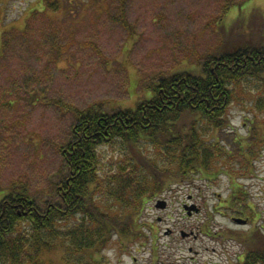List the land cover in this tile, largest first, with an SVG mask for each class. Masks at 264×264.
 Listing matches in <instances>:
<instances>
[{
  "label": "rangeland",
  "instance_id": "rangeland-1",
  "mask_svg": "<svg viewBox=\"0 0 264 264\" xmlns=\"http://www.w3.org/2000/svg\"><path fill=\"white\" fill-rule=\"evenodd\" d=\"M69 5L56 12L47 11L44 0H0V201L16 181H26L40 204L59 200L57 183L68 168L60 147L76 121L65 103L84 109L102 102L106 111L134 108L153 94L148 85L161 75L197 69L223 44L264 35V0H75ZM261 83L253 79L238 88L224 129L217 132L201 122L204 139L219 140L232 154L220 160L223 171L214 180L198 174L167 193L148 196L137 220L141 236L114 235L93 252L100 264H237L244 257L246 239L254 237L251 229L264 232V133L249 174L238 154L241 139L245 143L250 134V119L259 120L264 132V110L256 105ZM142 145L157 155L151 144ZM100 150L105 169L115 168L127 152L120 144ZM234 180L252 205L246 215L225 206ZM159 200L167 201L165 208L157 206ZM187 205L199 211L189 215ZM253 214L257 219L248 224L233 220ZM191 230L196 236L182 235ZM65 251H47L43 259L69 264Z\"/></svg>",
  "mask_w": 264,
  "mask_h": 264
},
{
  "label": "trees",
  "instance_id": "trees-1",
  "mask_svg": "<svg viewBox=\"0 0 264 264\" xmlns=\"http://www.w3.org/2000/svg\"><path fill=\"white\" fill-rule=\"evenodd\" d=\"M74 1L44 0V7L63 12ZM250 40L223 44L197 69L161 75L148 85L153 94L134 108L106 111L102 102L84 109L65 103L76 121L70 139L60 147L68 168L57 183L59 200L40 204L26 181L11 183L0 201V264H48L43 253L60 249L66 250L69 264H100L93 252L114 235L141 236L137 220L148 196L167 193L198 174L214 180L223 171L220 160L232 154L219 140L204 139L201 122L217 132L224 129L238 88L253 79L264 81V35ZM259 90L256 105L264 110V83ZM250 122V134L238 148L246 174L253 170L259 153L255 147L264 133L259 120ZM143 143L151 144L157 155L146 153ZM117 144L125 145L127 152L111 166L115 168L105 169L100 147ZM233 182L225 206L246 215L252 205L244 200L243 185ZM257 227L251 229L253 238H245V255L237 264H264V232Z\"/></svg>",
  "mask_w": 264,
  "mask_h": 264
},
{
  "label": "water",
  "instance_id": "water-1",
  "mask_svg": "<svg viewBox=\"0 0 264 264\" xmlns=\"http://www.w3.org/2000/svg\"><path fill=\"white\" fill-rule=\"evenodd\" d=\"M166 205H167L166 200H159V202L157 203V206L162 207V208H165ZM186 208L189 210V214L192 213V210H194L196 212L199 211V208L196 205H191V206L187 205ZM233 219L238 224H246L248 221L246 218H242V217H238V216L234 217Z\"/></svg>",
  "mask_w": 264,
  "mask_h": 264
},
{
  "label": "flooded vegetation",
  "instance_id": "flooded-vegetation-1",
  "mask_svg": "<svg viewBox=\"0 0 264 264\" xmlns=\"http://www.w3.org/2000/svg\"><path fill=\"white\" fill-rule=\"evenodd\" d=\"M185 208H186V206H185ZM191 214H192V213H191ZM191 214H189V215H191ZM184 233H185V234H184ZM182 235H183L184 237L191 236V235L196 236V234H194V231H193V230H191L190 233H186V232L183 231Z\"/></svg>",
  "mask_w": 264,
  "mask_h": 264
}]
</instances>
